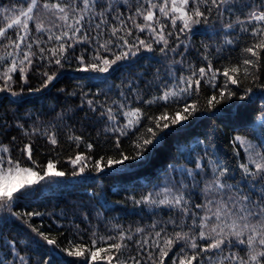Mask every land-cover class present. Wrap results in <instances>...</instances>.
Wrapping results in <instances>:
<instances>
[{"label":"trees","instance_id":"16d2710c","mask_svg":"<svg viewBox=\"0 0 264 264\" xmlns=\"http://www.w3.org/2000/svg\"><path fill=\"white\" fill-rule=\"evenodd\" d=\"M48 2L55 3L57 0ZM104 2L112 5L111 14L108 16L110 24L115 22L113 16L122 13L127 17L133 14L137 7V0H127V3L124 0ZM255 2L259 3V0ZM4 3L10 4L11 0H4ZM38 3H44V0H38ZM252 3L253 0H229V4L223 6L221 15L218 16L213 11L207 16L208 23L196 25L187 39L184 35H181L179 40L175 36L170 37L169 48L180 45L176 52L162 53L159 51L162 45L154 44L153 51L141 49L128 59L119 61L118 65L113 66L115 70H110L109 73L76 71L78 63L75 57L86 49L91 56L96 47L95 43L77 44L74 51L69 49L66 53L68 62L59 69L56 79L44 88L41 87L44 81L41 73L47 71L51 75L57 71V66L34 58V66L28 70V83L21 84L18 81L14 86V91H20L22 86L23 93L20 96L0 94V143L9 147L14 160H19L22 166L31 167L25 153L21 151L31 142L33 159L40 165L35 170L42 174L40 168L51 159L56 163V170L65 172V179L54 185L35 187L31 190V195L13 202L11 212L7 209L0 210V258L11 261L9 242L16 240L19 242L15 246L16 249L21 255L29 257V264H42L45 260L48 264H84L85 259H88V264H92L87 251L84 257L68 256L66 253L45 255L53 246L46 245L43 241L40 246L32 243L33 238L39 239L32 228H39L49 238L55 239L61 249L74 250L76 244L93 248L90 242L93 239L97 240L95 247H107L112 241L101 243L99 238L118 237L120 230L115 226L120 225L126 232L131 230L129 234L132 237L131 240L126 237L124 243H127V247L122 249L120 259L126 260L127 264H133L132 258L135 257L141 264H151L147 260V253L155 249L150 247L154 233L164 227L167 235L171 236L174 231L180 229H174L169 221L175 220L179 223L186 218L178 209L169 210L162 206L151 210L147 204L136 203L133 198L139 201L142 196L153 193L165 180L176 177L183 166L196 168V163H201L211 171V165L207 163L209 160L227 164L231 170L228 183L235 185L240 182V188L246 190L247 182L241 181L242 173L238 165L247 162V155L243 146L239 144L235 145L239 155H235L232 140L234 136L240 135L259 146L261 138H264V120L260 119L264 115L262 113L264 93L252 82L251 75L242 86L230 85L231 89L237 92L236 96L222 101L214 109L197 112L184 122L183 126H174V130L143 163L129 161L125 162V165H115L103 172L93 171L92 166L101 157L105 160L108 157L118 158L115 135L105 131L111 127L112 122L99 115L108 106H111L114 112L117 111L114 101H123L127 98L130 107L141 108L149 115H159L167 107L171 116L173 108L182 105H166L164 102L146 105L143 102L162 94L158 83L174 87L173 82L178 77L191 74L190 66L194 69L200 67L207 69L210 61L213 70L219 68L222 72L224 67L241 64L243 59L250 57V54L242 50L257 42L250 35L253 25H245L249 29L248 33L241 32L238 25L232 29L223 25L235 23L237 18L244 20L246 13L251 11L246 5ZM201 10H204L203 6ZM157 15L159 16L158 12ZM73 18L74 14L70 12L67 23H72ZM160 22L165 24L166 32L179 31V22L176 29L171 28L170 21L166 18L161 17ZM138 23H143L142 18L138 19ZM128 26H131L130 21ZM102 27L107 28L105 25ZM61 29L67 30L66 23L58 20L56 14L55 23L49 31L37 33L33 27L32 37L47 41L49 34L59 35ZM86 30L90 36L95 35L91 29ZM109 34L110 29H107L105 39ZM136 35L139 39L149 38L147 31L138 33L133 29L130 42ZM228 40L233 43H226ZM54 44L52 41L42 43L41 46L50 48ZM33 51L38 52L35 45ZM115 51L118 53L119 49ZM102 54L107 55L109 59L112 58V53ZM90 76H103L107 79L101 82L89 79ZM256 76L257 82L264 84V52L260 54ZM222 82V75L218 76L217 87ZM29 87L41 90L29 92ZM245 87H252L253 92L249 94V98L241 100L239 96L243 94ZM130 88L136 89L143 100H136L135 93L129 91ZM213 91L214 89L208 87L202 80L198 103L204 105ZM88 99L98 102L96 112L89 109L86 103ZM82 101L85 103L82 104ZM188 102H192L191 97ZM100 105H103V108ZM118 122L124 124L126 120L119 117ZM144 123L142 119L141 127ZM19 125H23V128ZM33 129L36 131L33 132ZM25 130L28 135H25ZM44 133H55L57 144H51ZM75 137H79L80 140H75ZM133 139L135 137L131 133L127 138L121 137L120 147L125 154H132L130 144ZM89 143L93 145L91 149L87 148ZM260 150L264 151V148ZM77 154L85 156L88 167L84 173L72 175L73 171L78 172V167L71 163ZM103 163L104 161H101V164ZM196 199L197 204L202 203L199 196H196ZM33 212L43 215H33L30 219L23 215ZM186 223L191 221L186 220ZM153 225L156 227L153 228ZM137 228L144 229V232L137 233L135 231ZM184 230L187 231V227ZM161 235L163 237L165 233ZM144 238H148L149 246L138 247L136 241H142ZM197 242L202 246V242L199 240ZM160 247H163L162 240ZM179 250L180 245L175 244L164 258V264H171L172 258ZM156 251L157 253L152 256L155 264H160L159 248H156ZM227 251L225 248V252ZM232 251H239L240 255H244L241 249L233 248ZM53 255L54 260L50 258ZM199 259L201 257L193 264H198Z\"/></svg>","mask_w":264,"mask_h":264},{"label":"snow or ice","instance_id":"6c2138e0","mask_svg":"<svg viewBox=\"0 0 264 264\" xmlns=\"http://www.w3.org/2000/svg\"><path fill=\"white\" fill-rule=\"evenodd\" d=\"M127 3V0H124ZM229 0H137V7L133 14L125 17L122 13L113 16L114 23H109L108 16L111 14L112 5L107 4L104 0H57L55 3H49L44 0L43 9L57 14V19L66 23L67 30L61 29L59 35L49 34L47 41L35 39L32 37L33 27L37 33L45 30L42 22H38L35 10L40 7L38 0H17V4L3 5L0 4V23L6 26H0V46L11 47L13 51L8 52L7 57H0V93H10L12 96H20L24 89L21 86L20 91H14V86L18 81L21 84L28 83V70L34 66V58L38 61H46L49 65L57 66V71L51 75L47 71L41 73L44 81L41 87L46 88L49 83L57 77L59 69L64 67L68 62L66 53L69 49L75 50L77 44H92L96 47L93 54L88 55L87 49L76 56L78 63L76 71L84 73H109L115 70L113 66L118 65L119 61L135 55L141 49L153 51V46L162 45L159 51L167 53V51L176 52V47L169 48V38L175 36L177 40L181 35L187 39L192 33L196 25L207 24V16L213 11L219 16L222 14L223 6L228 5ZM23 5H27L25 8ZM204 10H201V8ZM251 11L246 13L245 19L237 18L235 23H227L223 27L232 29L239 26V30L248 33L249 29L245 25H253L250 35L257 42L251 46L244 48L242 51L250 54L249 58L242 60L241 64L231 67H224L223 71L219 68L213 70L211 62H208L207 69L200 67L194 69L190 66L191 74L188 76L181 75L174 81V87L157 84L161 87L162 94L153 96L151 99L143 101L146 105L164 102L166 105H182V107L173 108L172 115L169 116L167 107L159 115H149L142 111L141 108L130 107V101L125 98L123 101H114L117 111H113L108 106L99 113L100 117L112 122L111 127L105 129L115 135V147L118 152V158L108 157L106 160L101 157L97 160L92 170L103 172L105 169H112L115 165H125V162L143 163L155 151L156 147L161 144L167 135L174 130L176 125H184L190 117L197 112H205L216 108L222 101L231 99L237 95L230 85L242 86L243 83L252 76V82L257 88L264 93V84L257 82L256 71L260 65V54L264 52V0L246 5ZM74 14L72 23H67L69 13ZM159 13V16L157 15ZM90 13V15H89ZM166 18L170 21L172 29H176L179 22V31H165V24L160 22V18ZM142 18L143 23H138V19ZM10 21V22H9ZM131 26H128V22ZM30 24L32 27H30ZM107 26V28L102 27ZM91 29L95 35H89L86 30ZM110 29V34L105 39V32ZM133 29L138 33L147 31L149 38L139 39L136 35L130 42L129 38L133 37ZM9 31L15 33V39L8 35ZM81 33H83L81 35ZM7 39L8 43L4 44L3 40ZM104 42L101 43L100 41ZM54 41V46L50 48L42 47L41 44H47ZM232 44L233 41H226ZM36 46L38 52L33 51ZM207 47V46H205ZM119 49L117 53L115 50ZM187 51V47H185ZM102 53H112V58ZM205 59H207L205 57ZM171 74V73H169ZM223 77L222 84L217 87L216 81L218 76ZM89 79L105 81L107 77L90 76ZM214 89L211 96L206 99L204 105L198 103L201 89V81ZM41 88H31L28 91H40ZM129 91L135 93L136 100H143L140 93L130 88ZM253 92L252 87H245L243 94L239 99L249 98V94ZM75 95V93H73ZM123 97V93H121ZM192 98L189 103L188 99ZM85 101H82V104ZM89 109L92 112L97 111V103L93 99L86 100ZM103 108V105H100ZM264 113V109H262ZM123 117L126 123L120 124L118 118ZM135 118V119H133ZM142 119L145 121L141 127ZM264 120V115L260 117ZM23 128V125H19ZM167 130V131H166ZM36 130L33 129V132ZM129 133L135 137L131 141L130 149L132 154H125L121 149V137H129ZM25 135L28 132L25 130ZM49 142L53 145L57 144L55 133H44ZM15 141V137L12 138ZM79 141V137H75ZM232 144L243 145L244 151L247 153V162L238 165L241 170V181L247 182V188L241 189L240 182L233 185L228 183L230 177V167L227 164H218L215 161H207L211 165V173L213 179L206 181L204 188L200 191L204 194V202L193 204L189 207V201L185 196L184 189H164L163 194L156 193L154 198L152 193L142 196L136 203H143L155 206H166L169 210L178 209L180 214L190 220H181L179 223L170 220L175 228L180 231H174L173 235L168 236L166 229L161 227L160 231L154 233L151 241L153 248H159V261L164 264V258L168 256L175 244L180 245V250L174 255L171 264H193L199 259L198 264H264V138H261L259 146H254L246 138L236 135L233 137ZM79 146V145H77ZM92 144H88L87 148L91 149ZM27 162L31 167L21 165L19 160H14L11 156V150L7 145L0 143V210L7 209L11 212L13 202L26 198L31 195L33 185L38 184L45 178L64 176L65 172L56 171V163L49 159L47 164L40 168L43 175L34 169L40 167L36 160L33 159V145L31 142L26 144L23 149ZM235 155H239V151L235 150ZM86 158L82 154H77L75 159L71 160L73 165H81L79 172L73 171L72 175H79L85 171L88 164ZM101 161H104L101 164ZM128 166V165H126ZM196 168L203 172L204 166L196 163ZM235 189V192L232 190ZM201 213H203L201 215ZM19 215V214H16ZM30 219L33 215H43V213L33 212L25 213ZM120 230L118 237H100L101 243L112 241L107 247H95L97 240H91L94 248H87L82 244H76L74 250L69 248L61 249L55 239L49 238L39 228H32L39 239L33 238L32 243L40 246L41 241L46 245L53 246L45 255L49 253L67 254L73 257H84L85 252L89 253L92 264H127L122 261L120 256L123 254L122 249L127 245L124 243L126 237L131 240L129 234L131 230L126 232L120 225L115 226ZM153 228L156 225L152 226ZM187 227V231H185ZM137 233H143L144 229L137 228ZM162 233L165 235L162 237ZM196 233V234H193ZM95 236V233H93ZM161 240L163 247H160ZM202 242V246L197 241ZM16 240L9 242L11 252V261L0 258V264H29V257L21 255L16 249ZM136 244L140 248L149 246L148 238L142 241L137 240ZM243 246V248H241ZM225 248L228 249L225 252ZM233 248L241 249L244 255H240L239 251H232ZM192 254L189 255L188 253ZM211 253V254H210ZM55 259V256H51ZM133 264H141L140 260L132 258ZM147 260L151 264H155L152 252L148 251ZM42 264H48L45 260ZM84 264H88L85 259Z\"/></svg>","mask_w":264,"mask_h":264},{"label":"rangeland","instance_id":"374dc122","mask_svg":"<svg viewBox=\"0 0 264 264\" xmlns=\"http://www.w3.org/2000/svg\"><path fill=\"white\" fill-rule=\"evenodd\" d=\"M0 4L6 5V6L9 5V4L4 3V0H0ZM11 4L16 5L17 0H11ZM42 4L43 3H40V4L38 3V5H40V7H38L35 10V14L37 16L38 22H42L45 30L49 31V29L55 23L56 13L50 12L47 9H43ZM23 6L25 8L27 7V5H23ZM0 15H2V14H0ZM0 26H6V25L0 23ZM30 27H32L31 24H30ZM8 35L11 36L13 39H15V33L14 32L9 31ZM32 36H34V35H32ZM3 43L7 44L8 43L7 39H4ZM10 51H13V49L11 47L6 48L3 46H0V57H7V54ZM248 141H250V140H248ZM250 142L254 146H257L254 142H252V141H250ZM243 148H244V146H243ZM246 155H247V153H246ZM76 166L78 167V172H79V167L82 166V164L76 165ZM35 171H37V170H35ZM56 171H58V170H56ZM41 175H43V173ZM175 176L176 177H170L169 179L165 180L164 183L161 186H159L152 193L154 198H157V199L162 198V195L160 197H156V193L163 194V190L166 188L171 189L173 191H176L177 189L183 188L184 192H185V196L189 201V207H192L193 204H197L196 196H199L201 198L202 203L204 202V194L200 190L204 188V184L206 181H210L213 179V175L209 169L204 167V170L202 172L201 169H198V168H189V167L183 166L179 169L178 174ZM63 179H65V176L51 177L50 179L45 178L44 180L40 181L38 184L33 185L32 189H34L35 187H38V186L43 187V186H48V185H54V184L62 181ZM232 192H235V191L232 190ZM147 206L151 210L162 207V206H155V205H148V204H147ZM202 214L203 213H201V215ZM125 244L127 245V243H125ZM143 250H145V249H143ZM145 251H147V250H145ZM155 251H156V248L152 249L151 250L152 254L157 253V251L156 252Z\"/></svg>","mask_w":264,"mask_h":264}]
</instances>
